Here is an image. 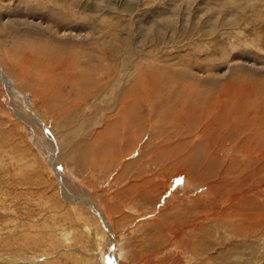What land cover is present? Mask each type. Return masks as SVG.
<instances>
[{
	"label": "rangeland",
	"instance_id": "obj_1",
	"mask_svg": "<svg viewBox=\"0 0 264 264\" xmlns=\"http://www.w3.org/2000/svg\"><path fill=\"white\" fill-rule=\"evenodd\" d=\"M263 116L264 0H0V264H264V136L238 139ZM189 127L254 187L237 207L160 153L146 171Z\"/></svg>",
	"mask_w": 264,
	"mask_h": 264
},
{
	"label": "bare ground",
	"instance_id": "obj_2",
	"mask_svg": "<svg viewBox=\"0 0 264 264\" xmlns=\"http://www.w3.org/2000/svg\"><path fill=\"white\" fill-rule=\"evenodd\" d=\"M61 64H66V62H64V61H61L60 62V64H58V66H56V68H55V70H57L59 67H61L60 65ZM67 76V75H66ZM145 79V78H144ZM146 83V82H145ZM182 87V86H181ZM185 89V88H184ZM187 89V88H186ZM183 90V89H182ZM199 91V90H198ZM174 92V91H173ZM183 92H187V91H183ZM223 94V93H222ZM209 95H210V92H209ZM213 95V94H212ZM234 95V94H233ZM239 97V96H238ZM208 98V97H207ZM217 98V97H216ZM229 98V97H228ZM227 98V99H228ZM234 98V97H233ZM215 99V98H214ZM26 100L28 101V97L26 98ZM222 100H224V99H222ZM226 100V99H225ZM230 100H231V98H230ZM174 101V100H173ZM203 101V100H202ZM211 101V100H210ZM204 102H205V100H204ZM160 103V102H159ZM216 103V102H215ZM215 103H213V104H215ZM218 104L220 103V102H217ZM223 103H225V101L223 102ZM223 103H222V105H223ZM229 103H230V101H229ZM252 103V102H251ZM204 104V103H203ZM207 104V103H206ZM213 104H211V105H213ZM225 104H227V102L225 103ZM234 104V103H233ZM237 104V103H236ZM181 105V107H180V110L179 111H184L183 109L185 108V103H181L180 104ZM222 105H220V106H222ZM232 105V104H231ZM249 105V104H248ZM252 105V104H251ZM216 106V105H215ZM229 106V105H228ZM155 106H153V108H154ZM204 107V106H203ZM206 107V106H205ZM243 107V106H242ZM250 107V106H249ZM262 107V106H261ZM212 108V107H211ZM224 108V107H223ZM229 108V107H228ZM239 108V107H238ZM121 110H122V114H121V116H123V117H125V122H124V128H123V134L124 133H127L128 134V132H129V130L131 131L132 130V126H130V125H134V123L133 122H135L136 120H137V118H136V114H135V111H134V109H133V107H132V105H130L129 104V108L128 107H122V108H120ZM216 109V108H215ZM225 109V108H224ZM234 109H235V107H234ZM253 109V108H252ZM191 110V109H190ZM196 110V109H195ZM198 110H199V108H198ZM210 110V108L208 109V111ZM231 110V109H230ZM253 110H256V109H253ZM258 110V109H257ZM260 110V109H259ZM178 111V112H179ZM200 111V110H199ZM202 111H203V109H202ZM206 111V110H205ZM210 111H212V110H210ZM215 110H213L212 111V113L214 112ZM227 111V110H226ZM239 111H241V110H239ZM216 112H217V110H216ZM254 112V111H253ZM257 112V111H256ZM190 113V112H189ZM188 113V114H189ZM228 113V112H227ZM227 113H225V114H227ZM242 113V112H241ZM259 113H261V112H259ZM180 114V113H179ZM222 115H221V118H219V120L217 119V121H215V120H213L214 121V123L215 122H217V123H221V119L224 117L223 116V113H221ZM228 114H230V113H228ZM227 114V115H228ZM234 114H235V112H234ZM237 114H238V116H239V113L237 112ZM236 114V115H237ZM163 115V114H162ZM202 115H204L205 116V114H202ZM209 116V117H212V114L211 113H207L206 114V116ZM242 115L243 116H245L246 115V113H245V115L242 113ZM165 116V115H164ZM205 116V117H206ZM207 116V117H208ZM220 116V115H219ZM229 116V115H228ZM259 116V115H258ZM160 117H162V116H160ZM232 117H233V115L232 116H229L228 118H230L231 120H230V122H232ZM250 117V116H249ZM264 117V116H263ZM199 118H201V117H199ZM216 118V117H215ZM241 118V117H240ZM244 118V117H243ZM163 119V118H162ZM203 119H204V117H203ZM206 119V118H205ZM199 120V119H198ZM223 120V119H222ZM247 120V119H246ZM261 120H262V118H261ZM228 121V120H227ZM242 121V120H241ZM195 122V121H194ZM210 122L211 123H213L211 120H210ZM223 122V121H222ZM205 123V122H204ZM207 123V122H206ZM210 123V124H211ZM213 123V124H214ZM236 123V122H235ZM264 123V122H263ZM199 124V123H198ZM213 124H211V126L213 125ZM231 124V123H230ZM252 124V123H251ZM254 124H255V126H258V123H255L254 122ZM260 124V123H259ZM207 125V124H206ZM206 125L204 126V127H206ZM228 125H229V123H228ZM130 126V127H129ZM226 126V125H225ZM224 126V127H225ZM243 126V125H242ZM191 127V126H190ZM186 128V131L185 132H179V131H177V129H175V128H173V130H170V128H167V129H165L164 131L166 132V134L165 135H163L162 136V138H161V141L158 143V145H157V149H156V151H154L153 153H152V155H153V158H151L152 159V163H150V164H148L147 165V167L145 168L146 169V171L147 172H149L150 171V168H152L151 167V165L152 164H155L156 162L155 161H157V159L156 158H158V156H160V158H158V159H161V160H163V162L164 163H162L163 165H161L163 168H165V169H169V170H173V172H172V175L173 174H175L176 172L178 173V169H176L177 168V166L179 165L180 166V168L182 167V169H183V171H186V172H188V173H190V174H193V176L195 175L196 176V178H197V180H200V181H203V182H207V184H206V189L210 192V194H211V197H217L218 198V196L219 197H221L222 196V199H223V197H227V198H229L230 199V201H233V203H232V205H234V202L235 201H240V202H242L243 200H245V198H247L248 197V195H249V193L251 192V190H252V188H254L253 186L252 187H250L249 186V183L250 182H248V183H246V181L244 180V182H243V184L246 186V187H244V185L242 184V182H241V185H239V184H237L236 183V180H238V176H236V175H238V174H236L234 177H232V179H230L231 178V167H230V165H228L227 166V168L225 167V170H224V173L222 174V176H217V177H215L214 176V173H215V171H214V166H217V164L218 163H220L221 162V160L218 158V156H217V154H218V151H217V149L215 148V146H216V143H218V139H216V138H212V139H209L208 137V140H204L205 138H201L200 140H202L201 142H196V143H193V139L197 136V133H193V132H195L196 131V129H191V128ZM203 127V128H204ZM228 127V126H227ZM235 127V126H234ZM213 129H214V127H212ZM258 128H260V127H258ZM211 129V128H210ZM229 129V128H228ZM245 129V128H244ZM260 129H262V128H260ZM220 130H222V131H224V129L222 128V129H220ZM234 130V129H233ZM154 131H156V130H154ZM208 131V130H207ZM216 131H218V129L216 130ZM215 131V132H216ZM232 131V130H231ZM226 132V131H225ZM235 132V131H234ZM248 132V131H247ZM99 133V132H98ZM130 133V132H129ZM132 133V132H131ZM138 133V132H137ZM140 133H141V131H140ZM238 133V132H237ZM156 134H158V133H156ZM160 134L162 135V132H160ZM173 134H175V137H176V140L175 141H172L171 139H170V137H173ZM201 134L203 135V136H208V134H207V132H206V129H205V132H203L202 130H201ZM227 134H228V132H227ZM211 135V134H210ZM229 135V134H228ZM233 135H234V133H233ZM238 135V134H237ZM137 136V135H136ZM202 136V137H203ZM214 136V135H213ZM222 136V135H221ZM264 136V128L262 129V130H259V129H255V130H253V132L251 131V133L250 132H248L247 133V135H245V137H243V135L241 136H239L238 137V139L240 138V140L241 141H243L241 144H244L245 142H247V141H253L254 143H256V142H262L263 141V139H261V137H263ZM125 137V136H124ZM232 137H234V136H232ZM142 138V137H141ZM108 140H109V138H108ZM133 139H131V141H132ZM195 140V139H194ZM223 141H224V139H222ZM221 140V141H222ZM94 141H96L95 139H94ZM225 141H226V139H225ZM235 141V140H234ZM239 141V140H238ZM133 142V141H132ZM151 142V141H150ZM247 143H249V142H247ZM91 144V143H90ZM229 144V143H228ZM257 144V143H256ZM104 145V144H103ZM147 145V143L145 144V146H144V148L145 147H147L146 146ZM215 145V146H214ZM238 145H239V142H238ZM246 145H249V144H246ZM106 146V145H105ZM237 146V145H236ZM250 146V145H249ZM108 147V146H107ZM242 147V146H241ZM252 147H254V144L252 145ZM98 148V147H97ZM220 148V147H219ZM244 148H245V145H244ZM256 148V147H255ZM101 149V148H100ZM105 149V148H104ZM123 149V148H122ZM140 149V148H139ZM243 149V148H242ZM248 149V148H247ZM256 150V149H255ZM142 151V150H141ZM178 152V156H173V157H171V155H172V153L171 152ZM246 151V150H245ZM170 152V153H169ZM236 152H237V149H236ZM264 152V151H263ZM109 153H111V152H109ZM151 153V152H150ZM158 153H160L158 156H157V154ZM246 153H247V151H246ZM251 153V152H250ZM103 154V153H102ZM120 154H121V152H120ZM133 154V153H132ZM241 154V153H240ZM115 155V154H114ZM124 155V154H123ZM174 155V154H173ZM208 155H210L209 156V159H208ZM236 155V154H235ZM247 155V154H246ZM261 155V154H260ZM104 156V155H103ZM140 156V155H139ZM138 156V157H139ZM162 156H163V158H162ZM257 156H259V155H257ZM94 158H95V156H93ZM108 157V156H107ZM114 157V156H113ZM130 157V156H129ZM143 157V156H142ZM206 157H207V159H208V161H206L205 162V159H206ZM232 158V157H231ZM256 158H258V157H256ZM93 159V158H92ZM96 159V158H95ZM141 159V158H140ZM225 159V158H224ZM233 159V158H232ZM243 159V158H242ZM253 159V158H252ZM124 160H126L125 158H124ZM228 160V159H227ZM235 160H237V159H235ZM148 161V160H147ZM234 161V160H233ZM251 161V160H250ZM180 162V163H179ZM246 162V161H245ZM241 163V162H240ZM248 163H249V161H248ZM120 164V163H119ZM242 164V163H241ZM132 165V164H131ZM248 165V164H247ZM128 166H130V164H128ZM155 166V165H154ZM218 167V166H217ZM216 167V168H217ZM234 167V166H233ZM246 167V166H245ZM118 169V168H117ZM152 170V169H151ZM168 170V171H169ZM218 170H219V168H218ZM181 171V170H180ZM220 171H221V169H220ZM219 171V172H220ZM242 171V170H241ZM123 172V171H122ZM182 172V171H181ZM180 172V173H181ZM171 173V172H170ZM176 173V174H177ZM187 173V174H188ZM242 173V172H241ZM142 173L141 172H136V176H140ZM240 174V173H239ZM246 174V173H245ZM125 175V174H124ZM157 175V174H156ZM174 176V175H173ZM192 176V177H193ZM117 177V176H116ZM153 177H155V176H153ZM160 177H161V175H160ZM170 177V176H169ZM185 177V176H184ZM188 177V176H187ZM243 177H244V175H243ZM120 178V177H119ZM156 178V177H155ZM195 178V179H196ZM113 179V178H112ZM125 179V178H124ZM146 180H144V181H147V182H151V183H153V180L152 179H148V178H145ZM194 179V180H195ZM209 179H211L212 181H210V182H208V181H206V180H209ZM229 179H230V181H229ZM244 179H246V178H244ZM256 179V178H255ZM115 180V179H114ZM119 180V179H118ZM168 180V179H167ZM171 180H174V177H172V179ZM187 181V180H186ZM114 182V181H113ZM118 182V181H117ZM183 182H184V179H183ZM197 182V181H196ZM122 183V182H121ZM120 183V184H121ZM156 183V182H155ZM167 183H168V181H167ZM184 183H186V182H184ZM255 183V182H254ZM117 184V183H116ZM137 184V183H136ZM142 185L141 186H143V185H145V183L144 182H142L141 183ZM148 184V183H147ZM173 184V183H172ZM159 185V184H158ZM163 185V184H162ZM229 185H231V187L229 186ZM137 186V185H136ZM264 186V185H263ZM148 187V186H147ZM127 188V187H126ZM150 188V187H149ZM152 188V187H151ZM163 188V187H162ZM249 188V189H248ZM251 188V189H250ZM255 191H258V190H255ZM123 194H126V191L125 190H122L121 191ZM130 192V191H129ZM146 191H141V192H139V193H145ZM175 192V191H174ZM206 192V191H205ZM253 192V191H252ZM155 193V192H154ZM173 193V192H172ZM204 193V192H203ZM262 193H263V191H262ZM83 194V193H82ZM208 194V193H207ZM76 195V194H75ZM119 195V194H118ZM148 195V194H147ZM174 195H175V193H174ZM209 195V194H208ZM263 195V194H262ZM171 196H173V195H171ZM200 196H201V194H200ZM69 197V196H68ZM140 197H141V195H140ZM140 197H131V200H133V201H136L138 198L140 199ZM199 197V196H198ZM203 197V196H202ZM205 197H207V196H205ZM205 197H203V198H205ZM256 197V196H255ZM259 197H261V196H259ZM158 198V197H157ZM256 198H258V197H256ZM142 199V198H141ZM149 199H150V197H149ZM151 199H153V198H151ZM168 200V199H167ZM259 200V199H258ZM143 201V200H142ZM204 201V200H203ZM213 201V200H212ZM226 201V200H225ZM228 201V200H227ZM229 201V202H230ZM253 201V200H252ZM260 201V200H259ZM258 201V202H259ZM151 202H153V205H154V201L152 200V201H150V203ZM166 202V201H165ZM211 202V201H210ZM248 202V201H247ZM254 202V201H253ZM87 203V202H86ZM206 203V202H205ZM219 203H222V201L221 202H219ZM146 204H148V202L146 203ZM163 204V203H162ZM209 204V203H208ZM263 204V203H262ZM93 205V204H92ZM210 205V204H209ZM215 205V204H214ZM223 206V205H222ZM221 206V207H222ZM234 206H236V205H234ZM250 206H251V204H250ZM261 205L259 204V207H260ZM161 207V206H160ZM215 207V206H214ZM237 207V206H236ZM261 207H263V206H261ZM226 209H227V211H226V216H230L231 218L232 217H237V218H240L241 219V217H247V214H250L251 215V213L250 212H245V211H242V210H238V209H235V207L234 208H229V207H225ZM257 208V207H256ZM262 209H264V208H262ZM153 210H155V207H153L151 210H147V213L148 212H150V211H153ZM213 210V209H212ZM248 210V209H247ZM246 210V211H247ZM250 210V209H249ZM256 210V209H255ZM260 210V209H259ZM118 211V210H117ZM230 211H232V212H230ZM251 211V210H250ZM264 211V210H263ZM213 212H215V211H213ZM217 212V211H216ZM223 212V211H222ZM253 212H254V210H253ZM211 214V213H210ZM143 215H144V213H143ZM149 215V214H148ZM208 215V214H207ZM225 215V213H223L222 214V216H224ZM253 215V214H252ZM256 215V214H255ZM109 216V215H108ZM140 216H142V214L140 215ZM149 216H152V215H149ZM217 217H218V215H216ZM260 216V215H259ZM264 216V215H263ZM209 217V216H208ZM256 217V220L258 219L257 218V216H255ZM139 218V217H138ZM228 218V217H227ZM260 218V217H259ZM253 219V218H252ZM251 219V220H252ZM255 219V218H254ZM253 219V220H254ZM132 220V219H131ZM225 220V219H224ZM230 220V219H229ZM264 220V219H263ZM238 221H240V220H238ZM244 221H246V220H244ZM261 221V220H260ZM132 223V222H131ZM138 223V222H137ZM136 223V224H137ZM185 223H187V222H184V224ZM195 224V222L193 221V222H191L190 224H186V225H183L182 226V224H180V225H178V226H171V229H168L169 231H170V233L169 234H172L171 235V237L172 238H176L177 237V235L178 234H180V232L184 229V228H188L187 226H190L191 224ZM233 223V222H232ZM242 223V222H241ZM245 223V222H244ZM251 223V222H250ZM253 223V222H252ZM256 223V222H255ZM258 223V222H257ZM260 223V225H261V222H259ZM109 224V223H108ZM129 224V223H128ZM237 224V223H236ZM247 224V223H246ZM170 225V224H169ZM242 225V224H241ZM240 225V226H241ZM109 226V225H108ZM236 226V225H235ZM244 227V226H243ZM242 227V228H243ZM165 228V227H164ZM237 228V227H236ZM129 229H130V227H129ZM133 229V228H132ZM158 229V228H157ZM166 229V228H165ZM151 230V229H150ZM156 230V229H155ZM161 229H159V231H160ZM186 230V229H185ZM233 230V229H232ZM257 230V229H256ZM168 231V232H169ZM236 231V230H235ZM240 231V230H239ZM242 231V230H241ZM136 232H138V231H136ZM168 232H167V234H168ZM245 232V231H244ZM247 232V231H246ZM197 233V232H196ZM236 233H237V231H236ZM153 234V233H152ZM191 234V233H190ZM189 234V235H190ZM138 235V234H137ZM154 235V234H153ZM148 236V235H147ZM146 236V237H147ZM184 236V235H183ZM245 236V235H244ZM163 237V236H162ZM166 237H168V236H166ZM164 238V237H163ZM169 238V237H168ZM186 238V237H185ZM189 238V237H188ZM115 239V238H114ZM160 239H161V237H160ZM159 239V240H160ZM199 239V238H198ZM150 240V239H149ZM152 240V239H151ZM157 240V239H156ZM177 240V239H176ZM247 240V239H246ZM168 241V240H167ZM186 241H188V240H186ZM151 242V241H150ZM170 242V241H169ZM177 242V241H176ZM188 243V242H187ZM149 244V243H148ZM160 244H162V243H160ZM176 244V243H175ZM178 244V243H177ZM180 244V243H179ZM128 245V244H127ZM142 245V244H141ZM158 245V244H157ZM159 246V245H158ZM162 246H164V245H162ZM168 246V245H167ZM175 246H177V245H175ZM197 246V245H196ZM169 247H171V246H169ZM180 247V246H179ZM167 248V247H166ZM189 248H192V247H189ZM197 248V247H196ZM168 249V248H167ZM175 250L178 252V248L176 249L175 248ZM188 250V249H187ZM190 250V249H189ZM165 251V250H164ZM175 251V252H176ZM180 251V250H179ZM156 252V251H155ZM155 252H152V254L153 253H155ZM159 252V251H158ZM195 252V251H194ZM197 252V251H196ZM181 254H182V252H180ZM179 253V254H180ZM198 253V252H197ZM194 254V253H193ZM149 256V255H148ZM159 256V255H158ZM180 256H182V255H180ZM186 256V255H185ZM193 256V255H192ZM189 257H191V256H188V258ZM177 258V257H176ZM179 258V257H178ZM177 258V259H178ZM180 258H182V257H180ZM186 258H187V256H186ZM153 259V258H152ZM151 259V260H152ZM184 259V258H183ZM191 259V258H190ZM193 259H195L194 257H193ZM202 259V258H201ZM163 260V259H162ZM181 260V259H180ZM186 260V259H185ZM192 260V259H191ZM197 260V259H196ZM148 261H149V259H148ZM161 261V260H160ZM164 261V260H163ZM179 261V260H178ZM167 262V261H166ZM183 262H184V260H183ZM189 262V261H188ZM148 263V262H147ZM153 263V262H152ZM187 263V262H186ZM196 263V262H195ZM168 264V263H167ZM170 264V263H169ZM190 264V263H189Z\"/></svg>",
	"mask_w": 264,
	"mask_h": 264
}]
</instances>
